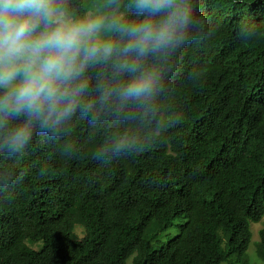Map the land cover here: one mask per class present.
I'll return each instance as SVG.
<instances>
[{"label":"trees","instance_id":"trees-1","mask_svg":"<svg viewBox=\"0 0 264 264\" xmlns=\"http://www.w3.org/2000/svg\"><path fill=\"white\" fill-rule=\"evenodd\" d=\"M196 4L201 23L175 54L162 134L144 129L145 152L98 157L111 119H77L24 156L0 151V264H251L264 217V0ZM253 246L264 261V225Z\"/></svg>","mask_w":264,"mask_h":264},{"label":"clouds","instance_id":"clouds-1","mask_svg":"<svg viewBox=\"0 0 264 264\" xmlns=\"http://www.w3.org/2000/svg\"><path fill=\"white\" fill-rule=\"evenodd\" d=\"M196 0H0V151L24 156L77 119L116 123L97 156L142 153Z\"/></svg>","mask_w":264,"mask_h":264},{"label":"rangeland","instance_id":"rangeland-1","mask_svg":"<svg viewBox=\"0 0 264 264\" xmlns=\"http://www.w3.org/2000/svg\"><path fill=\"white\" fill-rule=\"evenodd\" d=\"M263 225H264V217L260 221L252 224L254 237H253V241H252L253 243L248 249V255H249V259H250L251 264H264V261L257 255L256 250L255 251L253 250L254 249V246H253L254 241L259 238V230ZM175 233H176V229H175V227H173L170 230V235L174 236ZM160 240L162 243H165L167 241V236L165 234H163L161 236ZM29 244L35 248H41V246H42V243H36V242H31V241L29 242ZM155 246H157V245L155 244ZM223 264H228V263L225 262Z\"/></svg>","mask_w":264,"mask_h":264}]
</instances>
